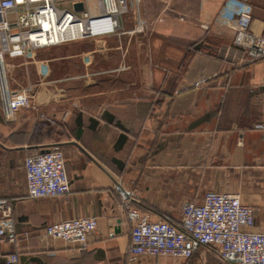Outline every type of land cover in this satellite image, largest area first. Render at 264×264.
I'll list each match as a JSON object with an SVG mask.
<instances>
[{"label":"crops","instance_id":"crops-1","mask_svg":"<svg viewBox=\"0 0 264 264\" xmlns=\"http://www.w3.org/2000/svg\"><path fill=\"white\" fill-rule=\"evenodd\" d=\"M225 1L142 0L125 29L134 30L139 15L145 32L119 39L108 61L79 80L41 84L31 59L9 60L13 90H45L8 121L0 88V198L12 204L16 240L4 242L5 258L130 264L129 200L154 219L164 214L175 222L184 202L201 204L210 190L239 195L264 231V61H249L232 45L234 32L217 22ZM227 1L237 12L251 8L252 30L264 36V0ZM110 38L117 39H100ZM53 146L65 153L69 191L29 198L24 161ZM83 217L98 219L87 247L43 236L51 224ZM136 264L222 261L202 248L188 260L144 257Z\"/></svg>","mask_w":264,"mask_h":264},{"label":"built area","instance_id":"built-area-1","mask_svg":"<svg viewBox=\"0 0 264 264\" xmlns=\"http://www.w3.org/2000/svg\"><path fill=\"white\" fill-rule=\"evenodd\" d=\"M142 0H0V88L5 117L17 118L21 107L34 98L38 85L21 90L11 88L10 59L29 61L36 53L69 43L109 36L122 38L144 33L146 21L138 15L134 30L125 29V19ZM82 4L83 9L76 6ZM217 22L234 32L232 45L249 61H264V36L253 32L251 8L235 11L226 0ZM59 32L58 38L52 34ZM65 34V35H64ZM46 35L47 39L43 41ZM200 82L195 83L196 87ZM65 153L53 146L24 161L27 195L32 199L57 198L69 191ZM125 205L131 223L129 263L144 257L169 256L188 260L202 248L214 250L222 264H264V231L256 230L254 208L237 194L207 191L201 204L186 201L179 220ZM98 229V219L83 217L64 220L44 228L47 239L87 247ZM14 243L15 224L10 200L0 198V260L6 241ZM15 264L18 256L5 258Z\"/></svg>","mask_w":264,"mask_h":264},{"label":"rangeland","instance_id":"rangeland-1","mask_svg":"<svg viewBox=\"0 0 264 264\" xmlns=\"http://www.w3.org/2000/svg\"><path fill=\"white\" fill-rule=\"evenodd\" d=\"M95 39L69 43L66 45L42 50L32 58V66L37 75L38 83L57 82L61 80L75 81L78 76L91 75V67L108 61V52L119 45L121 38ZM14 73L16 83L22 85L23 73L17 68ZM35 79V78H34ZM33 80V79H31ZM91 83L92 79H88ZM43 86L35 89L33 96L44 92Z\"/></svg>","mask_w":264,"mask_h":264},{"label":"bare ground","instance_id":"bare-ground-1","mask_svg":"<svg viewBox=\"0 0 264 264\" xmlns=\"http://www.w3.org/2000/svg\"><path fill=\"white\" fill-rule=\"evenodd\" d=\"M53 38H58L60 35H59V32L56 30V32L54 31L53 34H52ZM65 35V34H64ZM47 39L46 35L43 37V41H45Z\"/></svg>","mask_w":264,"mask_h":264},{"label":"water","instance_id":"water-1","mask_svg":"<svg viewBox=\"0 0 264 264\" xmlns=\"http://www.w3.org/2000/svg\"><path fill=\"white\" fill-rule=\"evenodd\" d=\"M76 9L77 10H82L83 9V6H82V4H78L77 6H76ZM120 187V186H119ZM121 191L123 192V190L121 189ZM124 193V192H123ZM125 196H130V195H125Z\"/></svg>","mask_w":264,"mask_h":264},{"label":"trees","instance_id":"trees-1","mask_svg":"<svg viewBox=\"0 0 264 264\" xmlns=\"http://www.w3.org/2000/svg\"><path fill=\"white\" fill-rule=\"evenodd\" d=\"M160 216H163V217H165V215L164 214H159Z\"/></svg>","mask_w":264,"mask_h":264}]
</instances>
